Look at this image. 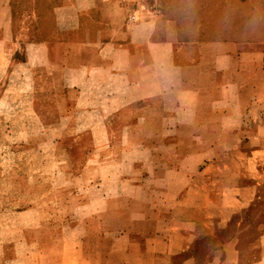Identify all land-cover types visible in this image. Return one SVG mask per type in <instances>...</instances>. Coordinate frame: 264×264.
Listing matches in <instances>:
<instances>
[{
    "label": "crops",
    "instance_id": "0c3cea01",
    "mask_svg": "<svg viewBox=\"0 0 264 264\" xmlns=\"http://www.w3.org/2000/svg\"><path fill=\"white\" fill-rule=\"evenodd\" d=\"M26 2L0 0V105L11 101L13 120L29 123V152L63 155L45 166L65 176L59 200L79 203L71 213L80 217L43 226L37 206L19 214L17 229L29 222L35 251L13 263L197 264L193 251L206 240L218 247L214 264H264V229L235 219L264 213V39L240 38L236 29L215 39L208 25L197 28L208 19L198 23L176 0ZM187 161L195 178L189 193L178 191L175 213L162 209L164 190L143 186L151 205L140 218L101 223L103 212L116 213L113 203L132 201L103 196V165L178 177ZM200 184L209 207L186 205ZM51 251L59 258L50 260Z\"/></svg>",
    "mask_w": 264,
    "mask_h": 264
},
{
    "label": "rangeland",
    "instance_id": "374dc122",
    "mask_svg": "<svg viewBox=\"0 0 264 264\" xmlns=\"http://www.w3.org/2000/svg\"><path fill=\"white\" fill-rule=\"evenodd\" d=\"M176 1L182 3L184 9H189L197 16L198 23L201 20L205 21L207 18L208 22L198 24L197 28H200L201 25H208L215 39L226 37V30L235 32V29L236 35L240 38L248 40L258 37L264 39V0ZM26 4L27 2L23 4V6ZM25 10L27 12V9H23V11ZM185 14H187L186 10ZM195 22L197 23L196 17ZM235 33H229L228 35L232 34L231 37H233ZM229 37L230 36H227V38ZM13 108L14 105L11 101H8L7 104L3 106L0 105V264H14L13 258L15 256L29 257L30 252L33 250L35 251V249L31 251V247L28 243L31 240L28 233L29 230L25 231V229L28 228L27 224H29V222L26 224L23 218L22 221H20V223L22 222V229H17V225H19L18 215L23 214V212L27 211L30 207L37 206L43 210V214H45L43 220L46 222L43 226H45L47 222H57L61 224L62 220L66 223H77L80 217L77 213H71L74 207L79 203L71 201L61 202L59 200L61 195L58 191L66 187L63 186L65 176L59 171L46 168L45 166L46 163L56 164L57 162H65L63 155L29 152L30 138L27 135L29 132V123L14 121ZM34 126L35 130L43 129L40 125ZM137 156L140 158V155ZM104 157H107L109 161L114 160L112 159V155H104ZM166 157L168 158L167 155ZM198 158L199 161L200 159L205 160V158H201V155H198ZM195 172V170L189 168L188 161L186 169L176 172V174H180L178 177L174 175L175 171L172 170L157 171L152 169H141L126 171L116 164L109 163L103 165L96 174L98 178L101 179L100 184L102 186L98 189L102 191L103 196L107 197L108 195L114 196L119 194L122 197L130 198L132 201L113 203V209L115 210L113 212L116 213L103 212L100 215L102 218L101 223L103 225L110 224V220H114L117 214L118 218L126 216L125 213H128L127 216H133V219L140 218L137 213H144V207L146 205H151V203L145 200L147 194L141 193V188L143 186L145 187L144 191L147 187H156L160 190H164L165 194L163 196H161V193L159 194L161 198L164 197L166 200L163 202L164 208L162 209H164L166 213H175L176 206L180 204L176 199L177 193L180 189L184 188L189 193V181L191 177L195 178L193 177ZM198 172V181L203 183L204 181L202 180L203 177L201 174L204 171L200 170ZM159 173L160 177L163 176L162 179L165 180L160 186H155L157 182L152 184V181L157 180ZM216 173L221 174V171L217 170L215 171V174ZM71 188L72 190L80 191L83 187L80 185H72ZM47 189L52 190L54 194H47L45 191ZM192 190L190 194L187 193L190 198L187 199L186 205L190 206L195 204L206 208L209 205L206 187L200 184L198 187H193ZM33 194L38 195V201L30 200V198L36 197L35 195L33 196ZM46 197L55 200L47 201L45 200ZM260 206L259 209L263 211V203ZM99 207L104 211L109 210L108 208L105 210V203H101ZM55 211L58 213H55ZM254 211H256V208H253V212ZM241 218H245L241 223L242 226L254 228L256 225L257 229H264V213H260V216L255 219L246 218L244 214L237 216L235 219L237 222L239 220L240 223ZM237 222L234 223L235 227H237ZM43 229L44 228H41V232L44 231ZM250 230L252 231L253 229ZM35 235L36 234H34V236ZM232 236L236 237L237 233ZM253 240L254 237L252 234L246 236L245 242H247L248 248L250 243H253ZM201 242L204 243L198 245L193 251L198 259L197 264H214L213 259L217 254L218 247L210 245L212 243L206 242V240ZM14 243H16L17 250H14V246H12ZM250 252L251 251L248 250L247 255L255 256ZM59 253L53 254V251H51L49 259H58ZM189 254L190 253L187 252L177 256L175 258L176 262L182 263L185 259L189 258ZM46 256H48V253L47 255L38 254L33 257L44 260Z\"/></svg>",
    "mask_w": 264,
    "mask_h": 264
}]
</instances>
